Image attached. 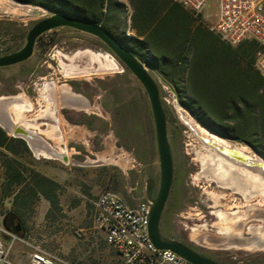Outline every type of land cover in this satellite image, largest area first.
Here are the masks:
<instances>
[{
  "label": "rangeland",
  "instance_id": "1",
  "mask_svg": "<svg viewBox=\"0 0 264 264\" xmlns=\"http://www.w3.org/2000/svg\"><path fill=\"white\" fill-rule=\"evenodd\" d=\"M116 1L124 4L126 0ZM215 4L216 0H210L207 7L214 11ZM126 8L123 26L115 32L124 43ZM51 15L41 7L0 0V57L20 51L31 28ZM42 37V42L37 40L28 61L0 71L1 79H13L0 85V89L10 93L11 97H22L34 106L25 112L26 122H31L39 110L48 109L54 113L55 119L38 121L41 131L57 126L56 120H60L61 114L73 126L65 125L62 134L58 130V135L63 137L62 145L54 138L35 136L40 145L62 152L67 159L38 156L25 138L22 139L27 147L20 158L25 168L58 179L60 172L55 171L54 166H62L63 188L57 192L58 204L53 210L42 196L33 203L28 202V208L21 216L23 229L15 232L27 244L17 243L11 258L17 264H28L29 255L37 247L69 264H121L117 251L105 242L95 202L103 192L114 193L116 190L131 196L138 171L144 166L154 168L159 187V155L148 95L139 80L103 47L98 38L66 27L49 31ZM70 68L71 73L68 72ZM155 81L167 117L176 176L175 201L168 202L161 220L164 235L204 251L224 264H264V249L229 248V239L218 234L219 221L214 215L218 211L237 212L243 215L236 227L241 230V237H252L251 229L256 231L253 237H260L264 235V196L256 193L251 199H245L240 193L196 176L200 169L197 152L204 146L191 136L184 119L214 133L194 119L169 86L163 81ZM70 82H76V88L84 93L78 94L87 102V107L61 109L60 98L64 93L61 87H71ZM129 111L133 112L126 113ZM128 115L131 118L125 120ZM4 131L9 138L21 139L14 137L15 131ZM231 143L243 148L245 154L259 157L256 150L241 143ZM12 159V153L0 148L1 226L7 213L12 211L18 191V187L11 188L5 183V164ZM104 180H108V186ZM179 188L193 191L190 202L179 199ZM215 194L220 196L216 206ZM198 230L204 237L197 241L193 233ZM3 240L10 245L8 238L3 237Z\"/></svg>",
  "mask_w": 264,
  "mask_h": 264
},
{
  "label": "trees",
  "instance_id": "2",
  "mask_svg": "<svg viewBox=\"0 0 264 264\" xmlns=\"http://www.w3.org/2000/svg\"><path fill=\"white\" fill-rule=\"evenodd\" d=\"M13 1L41 7L52 14H73L100 24L112 33L122 28L126 8L125 4L116 0ZM129 2L131 5L132 0ZM42 36L39 37V42L43 39ZM124 40L133 53L137 43L145 44L139 41L133 45L127 43L125 37ZM259 49V44L255 41H246L235 50L224 49L223 61L212 67V80L206 83L199 80L187 81L189 96L183 95L184 87L181 82H168L178 93L181 105L200 125L223 139L248 142L256 151H264V77L254 68ZM150 67L162 70L157 65ZM0 148L13 154V159L5 164V183L11 188L18 187L12 202V211L7 215L21 222L28 202L33 203L41 196L50 202L51 210L57 207L55 183L39 172L25 168L20 160L27 151L25 142L22 139L9 138L0 128ZM9 229L15 232L11 227Z\"/></svg>",
  "mask_w": 264,
  "mask_h": 264
},
{
  "label": "crops",
  "instance_id": "3",
  "mask_svg": "<svg viewBox=\"0 0 264 264\" xmlns=\"http://www.w3.org/2000/svg\"><path fill=\"white\" fill-rule=\"evenodd\" d=\"M124 4L127 7L126 10L128 14L126 21L127 27L125 29L126 33L123 37H125L126 42L129 44L133 43V45H135L136 42L139 41L145 43L143 45H138V43L135 45L134 54L136 58L147 67L154 80L163 81L177 96L178 93L168 80L181 82L184 87L183 95L189 96L190 93L187 81L199 80L206 83L212 80L211 73L214 71L212 67L221 64L223 61L224 49H236V47L228 44L213 30L219 20V7L217 1L214 11L210 10L207 4L198 14L184 7L177 0H132L131 5L129 0H126ZM115 32L116 31H113V34L116 36ZM124 44L126 45V43ZM150 65L160 66L162 70H156L150 67ZM6 68L8 67L0 68V71ZM254 68L256 69V67ZM68 72L71 73V68ZM12 80L13 79L0 78V85L9 83ZM70 86L71 87H61V90L64 92L60 98L62 102L61 109L72 110L79 109L80 107H87V102L81 99V94L84 93L76 88V82H70ZM79 92H81V94H78ZM0 94L1 97L12 98L10 93L3 91V89H0ZM42 111L45 112L44 119H55L54 113L50 110L46 109ZM132 112L133 111H129L126 113ZM130 118L131 116L128 115L124 119L129 120ZM56 123L59 124L53 127L55 129L53 134L55 140L62 145L63 137L62 135L59 136L58 132L60 131V134H62V129L65 125H73L69 124L62 114L60 120H56ZM30 134L36 136L40 133L39 130H34V133ZM73 149L74 148H71V150ZM54 151L60 153L57 150ZM60 155L62 156L60 159H63V157L66 159L68 158V156H64L62 152ZM54 158L57 159V157ZM54 170L60 172L58 179H52L47 173L40 174L55 183V195L58 199L57 192L63 188V167L55 165ZM154 177V168H151V166H144L138 171V175L135 179V187L133 188L134 192L131 196H127L125 193L116 190L114 193L119 195L127 205L135 208L139 204L149 201V195L145 189V185L148 187L149 181ZM103 183L108 186V180H104ZM230 217H234V219L237 220L234 225H231L235 232L241 235V230H237L236 227L238 226L237 223L243 219V215H239V213L236 212L234 215H230ZM160 229L162 237L166 240H170L164 235L161 227ZM250 232L253 236L256 234L255 230L251 229ZM261 235L264 236L263 234ZM253 236L248 239L256 238Z\"/></svg>",
  "mask_w": 264,
  "mask_h": 264
},
{
  "label": "built area",
  "instance_id": "4",
  "mask_svg": "<svg viewBox=\"0 0 264 264\" xmlns=\"http://www.w3.org/2000/svg\"><path fill=\"white\" fill-rule=\"evenodd\" d=\"M196 14L210 0H177ZM219 20L214 26L221 38L237 47L246 41H255L260 49L256 53L255 67L264 77V0H216ZM95 206L98 224L105 234V242L114 248L121 264H191L169 250L157 249L148 234L150 201L133 208L112 192H103ZM10 240L7 245L3 240ZM17 243L26 241L13 231L0 225V264H17L11 251ZM28 264H69L35 247L29 255Z\"/></svg>",
  "mask_w": 264,
  "mask_h": 264
},
{
  "label": "water",
  "instance_id": "5",
  "mask_svg": "<svg viewBox=\"0 0 264 264\" xmlns=\"http://www.w3.org/2000/svg\"><path fill=\"white\" fill-rule=\"evenodd\" d=\"M64 27L98 38L104 46L139 80L148 95L155 123L156 143L160 165V185L155 199L152 197V182L149 181L148 183V195L149 200L152 203L149 215L148 234L152 243L157 249L172 251L191 264H222L202 255L183 242L166 240L162 237L160 229L161 220L173 186L174 175L173 156L168 140L167 117L156 81L148 71L147 67L136 58L135 54L118 37L105 29L102 25L91 22L87 19L80 18L73 14L54 13L50 17L37 22L31 28L27 34L26 44L20 51L0 57V68L18 65L28 61L34 53L35 45L39 37L49 31ZM5 98L6 97L4 96L0 97V115L5 117L3 124H7L10 129L12 128V124L7 117L8 101ZM0 128L5 130L1 124ZM16 136H19L21 139L25 137L34 139L35 137L20 128L15 130L14 137ZM224 140L232 142L231 140ZM63 159L65 158L63 157ZM254 159L256 162L248 164V167L259 171L262 170L264 172V160L259 157ZM3 226L5 229L10 230L5 219L3 220Z\"/></svg>",
  "mask_w": 264,
  "mask_h": 264
},
{
  "label": "bare ground",
  "instance_id": "6",
  "mask_svg": "<svg viewBox=\"0 0 264 264\" xmlns=\"http://www.w3.org/2000/svg\"><path fill=\"white\" fill-rule=\"evenodd\" d=\"M65 57H68V56L66 55ZM117 67L119 66L117 65ZM5 99L8 101L7 111H8L9 116L7 117L11 121L12 128L9 129L7 124H3L5 117L1 115H0V124L2 125V127L5 128L7 132L9 133L14 132L16 129V126H19L18 128H21L22 130H24L25 132L29 134L34 133V130L35 131L39 130V133L45 135L47 138L55 139V136L53 134L54 133L53 131L55 129L53 127L48 128L46 131H41L39 129L38 121L40 119H44L45 117L44 111L39 110L40 112L36 114L34 118H32L33 120L31 122H26L25 112L32 110L34 106L32 107V104L29 101H25L22 97H12V98H5ZM184 120L187 122V125L189 126L191 130V135L204 146L200 148L199 152H197L198 161L202 162V164L205 163V161H207L211 157V154H210V151H211L212 153H214V157L217 158L218 160L217 163L219 162V164H221L220 165L221 167H219L218 169L214 168L211 171V174H212L211 180L216 182L219 186L223 188L231 189L236 193L242 194L245 197V199H251L253 196H255V194L257 193L256 190L258 187L256 186L257 185V180L255 179L256 177L255 178L253 177L254 176H264V172L262 170L259 171L254 168L251 169L248 167V164H252L256 162V160L252 156L246 155L238 146L232 144L229 141L221 140L214 134L207 131L206 129H203L199 127L198 125L194 124V121H191L188 119H184ZM25 139L28 141L31 149L38 156H46L49 158H54V157L61 158L62 157L60 155L61 152L56 153L55 151L50 150L48 147L46 146L44 147L40 145L39 142H37L36 137H34V139H29L25 137ZM244 170L250 173V178L247 177V175L244 173ZM201 175H202V172L197 173L198 178H200ZM247 178H249L250 181H248ZM219 179H221L223 182L220 183ZM245 193H250V194L247 196ZM215 197H216L215 198L216 202L214 201V203L216 206L219 204L220 196L215 194Z\"/></svg>",
  "mask_w": 264,
  "mask_h": 264
},
{
  "label": "flooded vegetation",
  "instance_id": "7",
  "mask_svg": "<svg viewBox=\"0 0 264 264\" xmlns=\"http://www.w3.org/2000/svg\"><path fill=\"white\" fill-rule=\"evenodd\" d=\"M218 138L221 139V140H224L223 138H220V137H218ZM232 142L244 144V145L248 146L251 150H253V151L255 150L251 145H249L248 142H246V143L237 142V141H232ZM198 143H199V145H202L199 141H198ZM240 149L243 152L245 151L243 148H240ZM257 153L259 154V158L264 160V151L262 149H259V151H257ZM210 154H211V157L207 161H205V163L202 164V162H199V165H200L199 172H202V175H201L200 178L205 180L206 182H214V181L211 180V178H212L211 171L214 168L218 169L219 167H221L220 166L221 164H219V162L217 163L218 160H217L216 157H214V153H212L210 151ZM246 155H248V154H246ZM173 165H174V160H173ZM244 173L247 175V177L250 178V173L248 171L244 170ZM196 176H197V174H196ZM249 178H247L248 181H250ZM253 178H255L257 180V185L256 186L258 188H257L256 192L257 193H261L262 196H264V176H254ZM175 180H176V176H175V167H174L173 186H172V189H171L170 196H169V199L167 201V204H168V202L174 203V201H175V197H174V194H173ZM150 181L152 182V197H153V199H155L156 196H157L158 190H159V187H158V184H157V179H156V177H154V178H151ZM219 182L222 183L223 181L221 179H219ZM159 185H160V179H159ZM192 192H193L192 190L191 191H185V190H181L179 188V190H178L179 199H182V198H183V200H185V199L187 200L188 199L189 202H190V199L193 197V196H190V194H192ZM147 193H148V187H147ZM245 194L248 196L250 193H245ZM167 204H166V206H167ZM207 213L212 215V213L209 212V211H207ZM214 215L217 217V219L219 221L218 222V225H219L218 234L223 235L224 237L229 239V243L227 245L229 248H233V247L239 248V247H241V248L250 249V250L251 249L252 250L253 249H258V250L264 249V238H263L262 235H260V237H257V238L248 239V238H242L240 233H236L235 232V230L233 229L232 225H234L237 220L234 219V217L233 218L230 217V215H234V213L233 214L232 213L229 214L227 212L218 211ZM5 220H6V224L9 227H11L15 232H20L23 229L21 222L17 218H13V217H10V216L7 215ZM193 231H196V229H193ZM193 236L194 237L197 236V238H196L197 241L200 240V238L204 237V235H202L199 232V230H198V232H194ZM190 247H192V246H190ZM195 250L198 251L199 253H201L202 255H204L206 257H209L210 259H213V260H215V261H217L219 263L224 264L223 262L218 261V260L210 257L204 251H199L197 249H195Z\"/></svg>",
  "mask_w": 264,
  "mask_h": 264
}]
</instances>
